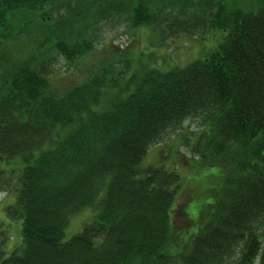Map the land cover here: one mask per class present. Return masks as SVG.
Instances as JSON below:
<instances>
[{"label": "trees", "instance_id": "16d2710c", "mask_svg": "<svg viewBox=\"0 0 264 264\" xmlns=\"http://www.w3.org/2000/svg\"><path fill=\"white\" fill-rule=\"evenodd\" d=\"M83 1L0 0V45L13 46L0 60V163L18 164L6 211L21 217V243L1 242L0 264H264V0L127 2L132 26L152 25L161 40L220 39L183 66L150 65L119 83L106 67L115 56L57 85L51 51L72 61L93 44L84 28L112 15H78ZM36 30L57 32L41 56L25 51ZM188 118L201 127L177 147L215 175L194 216L183 175L140 166ZM86 207L92 220L66 237L70 215Z\"/></svg>", "mask_w": 264, "mask_h": 264}, {"label": "rangeland", "instance_id": "374dc122", "mask_svg": "<svg viewBox=\"0 0 264 264\" xmlns=\"http://www.w3.org/2000/svg\"><path fill=\"white\" fill-rule=\"evenodd\" d=\"M166 1L163 0V3H166ZM243 1L244 4L248 5L256 0ZM127 2L132 7L146 4L152 10H155L159 4V0H86L82 2L80 9L77 10L78 15L96 14L99 10L106 7L109 8V14L112 15L101 20L95 26L88 28L91 25L89 23L84 28V30L88 29L86 35L93 39V44L89 49L77 53L72 61L65 59L62 54H55L54 51H51L50 60L46 62V69L54 84L82 82L88 79L89 75L93 73V69L105 64L107 60L113 63L111 60L116 59L115 56L120 60L117 59V62L106 65V67L109 66L112 69L117 82H124L127 77L129 79V76L132 75L131 73L138 74L150 65L163 69L186 65L196 59L197 56L213 49L220 39V33L215 31L218 34V38L209 33L202 35V37L200 35H195L193 38L181 36L176 37L173 41L161 40L160 34L152 25L140 24L139 26H132L130 13L125 9ZM150 3L151 5L149 6ZM116 10L118 13L115 12ZM88 21H91L90 17ZM80 24L83 25L84 23L80 22ZM52 33L56 35L57 32ZM33 35L34 37L31 39V43L26 46L27 49L25 51L36 56H41L38 54L44 53L43 48H49V45H53L56 39L55 35L46 39L43 33L37 30ZM47 40L50 41L41 48ZM4 45L7 46L6 53L13 49L12 44L7 45V43L3 42L0 45L1 61L5 54L6 46ZM23 50L24 47L19 53L15 54L21 55ZM116 70H119V74H115ZM200 127L199 121L191 118L186 119L179 129H175L166 136L165 141L167 142H160L155 146H151L140 163L141 167L161 165L166 169L176 170L183 175L186 178V182H180L181 186H183L182 193L187 197L192 194V197L195 196L193 199L197 200V202L191 201L189 206L194 211L198 209L207 194L211 192L210 187L215 179L214 168H209L205 164L195 165V157H193L192 151H189L182 144L177 147V142L179 138L185 140L189 131H196ZM16 166L18 164L13 160L7 164L0 163V244L1 242L4 243L3 249L5 250H12L21 243L19 232L21 217L6 211V209L10 211V205L14 204L16 198V189L20 176ZM195 178L198 179L194 180ZM193 210H190L192 211L190 213L184 211L194 216L195 212ZM92 213V209L86 207L77 213L71 214L69 225L66 229V237L80 231L85 223L92 220ZM184 218V215H179L173 219L175 225L179 228V233L186 234L188 227H185Z\"/></svg>", "mask_w": 264, "mask_h": 264}]
</instances>
